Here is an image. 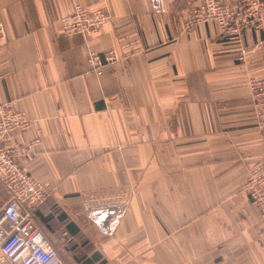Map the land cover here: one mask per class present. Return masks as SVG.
I'll return each instance as SVG.
<instances>
[{
  "label": "crops",
  "instance_id": "1",
  "mask_svg": "<svg viewBox=\"0 0 264 264\" xmlns=\"http://www.w3.org/2000/svg\"><path fill=\"white\" fill-rule=\"evenodd\" d=\"M202 1L0 0V105L29 121L0 141L30 146L64 264H264L243 189L264 162V11L241 36L188 28ZM75 4L108 13L89 38L61 30ZM89 48L121 60L97 76Z\"/></svg>",
  "mask_w": 264,
  "mask_h": 264
},
{
  "label": "built area",
  "instance_id": "2",
  "mask_svg": "<svg viewBox=\"0 0 264 264\" xmlns=\"http://www.w3.org/2000/svg\"><path fill=\"white\" fill-rule=\"evenodd\" d=\"M263 11L264 0H203L189 18L187 27L198 22H214L227 34L241 36L244 30L259 27ZM108 17L105 9L75 4L60 20V26L67 35L89 38ZM5 37L0 21V38ZM120 60L112 50L103 53L87 50L89 71L97 76ZM28 127L29 121L22 112L0 105V140ZM30 151V146L7 147L0 141V183L8 193L0 208V264H64L35 222V209L45 200L48 190L17 161L19 155L28 156ZM244 191L264 220V162L250 170Z\"/></svg>",
  "mask_w": 264,
  "mask_h": 264
},
{
  "label": "rangeland",
  "instance_id": "3",
  "mask_svg": "<svg viewBox=\"0 0 264 264\" xmlns=\"http://www.w3.org/2000/svg\"><path fill=\"white\" fill-rule=\"evenodd\" d=\"M243 189H244V187H243ZM7 195H8V193L6 192V190L3 188V186L0 183V207L4 204L5 200L8 199Z\"/></svg>",
  "mask_w": 264,
  "mask_h": 264
}]
</instances>
